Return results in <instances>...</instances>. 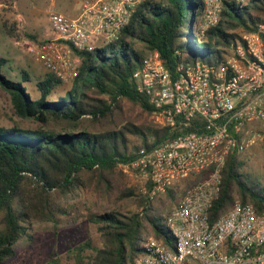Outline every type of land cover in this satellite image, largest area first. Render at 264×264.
I'll list each match as a JSON object with an SVG mask.
<instances>
[{"label": "trees", "instance_id": "obj_1", "mask_svg": "<svg viewBox=\"0 0 264 264\" xmlns=\"http://www.w3.org/2000/svg\"><path fill=\"white\" fill-rule=\"evenodd\" d=\"M196 10L203 12L201 0L140 4L117 41L91 52L74 51L81 63L70 86L51 73L37 79L33 87L38 98L24 85L31 82L29 72L22 69L20 80H11L2 71L8 60L0 56V90L12 110L6 123L0 120V264L14 258L21 239H32L34 224L77 219L79 210L67 201L80 193L113 203L132 200L137 211L88 210L87 218L96 225L103 245L88 255L79 249L64 264H133L144 251L148 234L171 245L170 210L187 189L205 179L209 169L166 190L157 204L128 185L120 165L133 161L141 149L151 150L173 136L148 121L153 107L136 90L132 74L152 50L159 52L170 72L181 62L219 64L241 40V33L264 22V0L245 6L225 2L218 24L198 41L192 18ZM184 14L190 15L187 32ZM133 109L137 113L132 114ZM244 167L242 153L227 156L219 195L209 210L211 221L236 200L264 214V189ZM48 261L61 263L53 257Z\"/></svg>", "mask_w": 264, "mask_h": 264}, {"label": "built area", "instance_id": "obj_2", "mask_svg": "<svg viewBox=\"0 0 264 264\" xmlns=\"http://www.w3.org/2000/svg\"><path fill=\"white\" fill-rule=\"evenodd\" d=\"M146 1L153 0H78L76 17L50 15L51 41L22 40L17 45L67 83L77 76L81 63L74 51L91 52L117 41ZM252 1L201 0L197 36L203 38L218 24L225 2L245 6ZM12 8L16 10V4ZM16 19L20 31L25 22L20 13ZM240 37L219 64L181 62L170 72L159 52L152 50L132 74L136 90L153 107L156 126L173 134L120 165L142 181L141 195L152 199L209 169L205 179L187 189L171 208L167 217L171 245L146 238L144 251L133 264H264V214L236 200L216 220L209 217L227 156L243 153L260 140L252 125L264 122V22Z\"/></svg>", "mask_w": 264, "mask_h": 264}, {"label": "rangeland", "instance_id": "obj_3", "mask_svg": "<svg viewBox=\"0 0 264 264\" xmlns=\"http://www.w3.org/2000/svg\"><path fill=\"white\" fill-rule=\"evenodd\" d=\"M13 4H16V10L12 8ZM76 11H78V0H0V56L8 60L7 66L2 71L13 81L20 80L19 73L22 69L28 71L31 82L24 85L31 91L33 98H38L33 83L49 72L33 60L25 52V48L22 45H17V42L29 40L40 44L51 41L50 15L52 13H62L72 17ZM17 13L22 15L25 22L24 28L20 31L17 28ZM201 18V11L196 10L195 22H200ZM189 22L190 15L184 14L183 24L186 32ZM197 39L198 41L201 40L199 36ZM105 46L102 45L100 48ZM71 82L69 81L66 84L70 86ZM0 108V120L2 123H6V117L11 115L12 110L8 96L1 90ZM133 113H137V109H133ZM148 121L158 128L152 114L148 117ZM252 128L254 133L258 134L261 139L250 144L242 153L245 162L244 172L251 174L252 180L259 181L260 187L264 189V122H255ZM131 140L133 143H137L136 139L131 138ZM119 169L127 176L128 185L141 194L140 191L144 185L142 181L133 173H125L121 168ZM183 181L178 185H181ZM249 186L252 187L253 182L249 181ZM165 192L152 198L155 200V204L158 203L160 198L164 197ZM67 203L74 205L79 210L80 216L75 220L70 219V222L62 224H34L31 231L32 239L23 238L18 242L16 254L13 259L8 261L9 263L42 264L53 257L61 259V263L64 264L69 257H74L79 249L84 250L81 253L82 255H88L93 248H100L103 245L96 225L92 224L87 218L88 210L98 214H103L112 208L125 214L137 211L132 200L119 203L106 202L100 196H93L90 193L71 196ZM159 224L163 225V221L160 220ZM149 237L153 236L148 234L147 238ZM86 244H89V247Z\"/></svg>", "mask_w": 264, "mask_h": 264}, {"label": "crops", "instance_id": "obj_4", "mask_svg": "<svg viewBox=\"0 0 264 264\" xmlns=\"http://www.w3.org/2000/svg\"><path fill=\"white\" fill-rule=\"evenodd\" d=\"M77 14H78V11L74 12L73 15H72V17H76Z\"/></svg>", "mask_w": 264, "mask_h": 264}, {"label": "water", "instance_id": "obj_5", "mask_svg": "<svg viewBox=\"0 0 264 264\" xmlns=\"http://www.w3.org/2000/svg\"><path fill=\"white\" fill-rule=\"evenodd\" d=\"M194 17H195V14L192 15V18H194Z\"/></svg>", "mask_w": 264, "mask_h": 264}]
</instances>
